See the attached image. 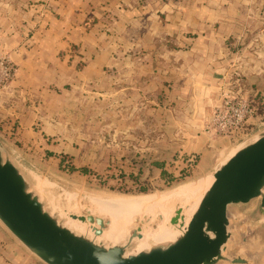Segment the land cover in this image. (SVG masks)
I'll return each instance as SVG.
<instances>
[{
	"label": "crops",
	"instance_id": "0c3cea01",
	"mask_svg": "<svg viewBox=\"0 0 264 264\" xmlns=\"http://www.w3.org/2000/svg\"><path fill=\"white\" fill-rule=\"evenodd\" d=\"M0 54L16 65L1 137L73 151L65 109L83 97L107 121L122 104L135 152L207 154L225 140L202 125L216 84L264 91V0H0ZM0 264L44 263L0 224Z\"/></svg>",
	"mask_w": 264,
	"mask_h": 264
},
{
	"label": "rangeland",
	"instance_id": "374dc122",
	"mask_svg": "<svg viewBox=\"0 0 264 264\" xmlns=\"http://www.w3.org/2000/svg\"><path fill=\"white\" fill-rule=\"evenodd\" d=\"M9 60L11 61L10 58ZM14 67L16 70L15 64ZM229 75L227 78L233 82ZM220 82L216 84L219 97L212 104L211 112L213 106L219 103L217 100L220 99L221 92L226 89L235 94L238 91L260 111L247 119L245 134L236 139L225 136V140L221 142L222 146L207 154L135 152L133 145L138 143V138L129 137L128 128L135 129L136 126L131 125L128 119L124 121L127 110L122 104H116L114 118L107 121L100 115L101 112H106V105H95L94 98L83 97L77 104L72 101L65 109L68 116L72 115L68 117L67 133L72 135V142L76 141L73 151L61 153L58 149H62L58 146L54 152H45L43 148L44 151L38 153L35 147L24 139L15 138L13 131L10 135L4 133L0 140L4 145L5 155L19 167L30 188L38 194L46 209L59 220L89 236L102 238L101 240L107 243L115 241L147 244L163 241L157 244H164L167 242L164 240L169 239L172 233L158 237L135 233L136 231L131 230L132 227L124 225L129 211L125 207L118 209L112 202L118 198L169 192L179 186L201 181L202 188L197 196L193 197L195 199L202 194L207 181L221 163L257 138V133L264 130V91L250 88H241L240 91L234 85H228V80ZM82 94L85 96L88 92L84 91ZM75 114H81L82 120L73 116ZM209 116L203 118V131L211 138L223 136L207 130ZM147 125H150L149 122ZM163 146H166L165 142ZM190 156H193V161H188ZM201 156L204 159L202 162ZM206 160L207 163L213 160L217 163H214L212 168L205 169L200 163L204 165ZM194 209L187 215L185 222L183 221L184 226ZM75 214L92 215L94 222L81 221ZM227 214L231 234L225 254L229 257L244 258V264H264V212L260 208L259 198H253L247 203L230 204ZM96 229L100 230L97 234ZM175 233L177 234L178 230ZM217 264L237 263L220 261Z\"/></svg>",
	"mask_w": 264,
	"mask_h": 264
},
{
	"label": "water",
	"instance_id": "95a60500",
	"mask_svg": "<svg viewBox=\"0 0 264 264\" xmlns=\"http://www.w3.org/2000/svg\"><path fill=\"white\" fill-rule=\"evenodd\" d=\"M212 176L179 235L127 253L130 244L96 242L74 232L46 209L19 167L5 155L0 140V224L44 264H244V258L225 254L231 234L227 207L259 198L264 212V130L221 163ZM74 216L94 222L89 214Z\"/></svg>",
	"mask_w": 264,
	"mask_h": 264
},
{
	"label": "bare ground",
	"instance_id": "6f19581e",
	"mask_svg": "<svg viewBox=\"0 0 264 264\" xmlns=\"http://www.w3.org/2000/svg\"><path fill=\"white\" fill-rule=\"evenodd\" d=\"M212 180L213 176L209 178L205 187L203 188V191L209 186ZM200 182L182 185L169 192L148 193L137 195L131 198H118L112 203L115 204L118 209L125 207L129 211L128 218L124 225L126 224V226L132 227L131 230H134V232L136 231L135 233L153 237L172 233L169 239L164 240L171 241L184 230L186 226L183 224L185 222V218L196 207L195 204L197 205V200L201 197V194H199L197 198L193 199V197L195 195L197 196L198 192L202 188V184ZM203 191L201 193H203ZM63 223L78 234L85 235L96 242H103V240H101L102 238L89 236L81 230L74 229L73 227L69 226L65 221H63ZM87 230H89V228ZM177 230L178 233L176 234L175 232ZM160 242L163 241L151 242L147 244L144 242L138 244L132 242L110 241L109 244H121L123 246L130 244L126 250L127 253H136Z\"/></svg>",
	"mask_w": 264,
	"mask_h": 264
},
{
	"label": "built area",
	"instance_id": "2783aa9c",
	"mask_svg": "<svg viewBox=\"0 0 264 264\" xmlns=\"http://www.w3.org/2000/svg\"><path fill=\"white\" fill-rule=\"evenodd\" d=\"M14 71V64L8 56L0 54V90L11 80ZM250 102L238 91L236 94L229 89L221 92L219 103L214 106L209 116L207 130L233 139L245 134L246 121L255 113ZM188 161H193V156H190Z\"/></svg>",
	"mask_w": 264,
	"mask_h": 264
},
{
	"label": "trees",
	"instance_id": "16d2710c",
	"mask_svg": "<svg viewBox=\"0 0 264 264\" xmlns=\"http://www.w3.org/2000/svg\"><path fill=\"white\" fill-rule=\"evenodd\" d=\"M254 111H255V112H259L260 110H259L258 107H255V108H254Z\"/></svg>",
	"mask_w": 264,
	"mask_h": 264
}]
</instances>
